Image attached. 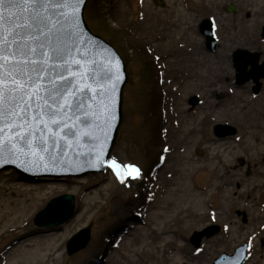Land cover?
I'll return each instance as SVG.
<instances>
[{
	"label": "rangeland",
	"instance_id": "374dc122",
	"mask_svg": "<svg viewBox=\"0 0 264 264\" xmlns=\"http://www.w3.org/2000/svg\"><path fill=\"white\" fill-rule=\"evenodd\" d=\"M157 2L125 0L122 14L119 0H88L84 13L90 30L114 46L126 62L128 81L123 94L122 125L111 155L118 156L125 163L141 166L145 179L130 183L126 208L118 209L115 207L118 196L113 189L109 190L112 172L108 168L102 173L80 178L41 177L36 181L25 179L13 169L0 171V185L8 181L14 185H42L53 190L57 187L45 205L63 194L76 198L75 215L62 226L40 229L34 224L35 214L23 231L9 233L6 232L9 225L0 217V264H7L6 258L12 249L26 239L45 236L46 232L64 233L75 225L86 209V218L56 242L55 247L60 246L59 253L55 255L58 260L51 264H115L112 261L130 264L127 262L130 255H135L134 259L143 263V255L133 251L152 240L144 239L147 242L143 243L145 231H137L133 227L149 229L150 237L163 229L161 219L149 220L147 224V214L141 211L144 203L151 204V200L158 195V202L150 211H159L158 205L167 198L169 189L180 183L179 178H184L179 173L183 165H191L193 161L206 163L210 157L214 143L207 144L200 131L203 113L209 112L208 103L218 105L210 119L213 138L216 124L227 123L236 127L237 135L226 138L234 146L233 140L238 136L244 135L250 140L260 131L257 127L259 119L264 130V80L258 94L254 93L255 84L252 81L241 87L236 86V70L231 59L238 48L260 52L264 59V41L261 38L264 0H162L164 6H159ZM229 4L236 7V14L225 12L224 7ZM181 6L187 17L182 25L173 24L178 22L177 9ZM205 18H212L217 25L220 41L216 53L207 49L198 29ZM193 40L194 43L191 42ZM156 56L160 58L157 62L154 60ZM163 64L169 70L166 69L165 85L160 84ZM253 96L257 97L258 102L253 107L241 110L243 99H252ZM194 98L201 103L193 106L191 102ZM182 106L185 113L178 109ZM165 149L173 153L167 159V165L160 169L157 165H160L159 160ZM239 149L237 147L236 152L242 154L239 158L235 157L226 176L234 188L231 198L237 200L240 193L244 195L238 207L228 210L229 214L224 218L217 216L216 222L211 218L212 214L208 213L203 218V211L194 208L195 214L200 216L197 224L192 223L198 221L192 214L185 215L186 219L179 224L172 222L166 232V236L171 237L166 254L173 255L179 247L182 251L176 250L174 258L167 264H212L214 258L222 253H233L248 237L257 234L258 238L253 241L254 249L250 252L252 258L247 264H264V230L260 228L264 225V208L261 207L264 204V153L250 152L245 145ZM157 186L159 191L154 189ZM249 188L254 190L250 194L245 192ZM194 189L199 191L198 188ZM9 192L5 189L4 197ZM148 199L151 202L147 203ZM204 199L207 197L204 196ZM254 206L260 209L253 211ZM244 210L249 214L246 224L239 221L236 214ZM214 225L220 226L221 231L205 239L200 249L202 252L196 255L197 249L190 244L191 234ZM86 227L91 228L89 245L69 255L67 241ZM125 237H128L126 244L120 249ZM165 243L158 242L159 245ZM12 264L24 263L15 261Z\"/></svg>",
	"mask_w": 264,
	"mask_h": 264
},
{
	"label": "snow or ice",
	"instance_id": "6c2138e0",
	"mask_svg": "<svg viewBox=\"0 0 264 264\" xmlns=\"http://www.w3.org/2000/svg\"><path fill=\"white\" fill-rule=\"evenodd\" d=\"M84 2L0 0V165L86 164L126 185L142 179V168L105 149L118 120L121 61L81 29ZM81 144L90 146L86 155Z\"/></svg>",
	"mask_w": 264,
	"mask_h": 264
},
{
	"label": "bare ground",
	"instance_id": "6f19581e",
	"mask_svg": "<svg viewBox=\"0 0 264 264\" xmlns=\"http://www.w3.org/2000/svg\"><path fill=\"white\" fill-rule=\"evenodd\" d=\"M119 2L122 7L121 12L123 14L125 0H119ZM177 14V21L179 23L174 22L173 24L177 23L179 25H182L184 18L187 17L182 6L178 7ZM191 42L194 43V40ZM167 68L168 66L166 64L164 66L163 64L161 68L163 74H166L169 71ZM166 69L168 71H166ZM244 94H246V92H244ZM256 100L257 98L253 100L246 97L245 100L243 99V102L241 104V110L253 107L254 103L258 102ZM208 106L209 112L203 113L204 118L200 123L203 124V127L200 131L202 132V134H204L203 139L207 144L214 143L213 148H211L210 157L206 160V163L203 162L200 164L199 161H193L192 163L189 160L190 158L188 159L191 165L187 163L186 165H183L181 170H179V173L181 175L183 174L184 178H179L178 180L180 183L169 189L167 198L164 200V202L159 203L158 205L159 211H150L155 203L158 202V199L156 200L158 195H156V198L152 201L151 204L147 205L146 203H144V208H141V211L147 214H145L147 224L149 220L161 219L163 229L155 232V234H151L150 237L149 229H146L144 227H133L137 231H145L146 236H144L142 240L143 243H146L147 241H145L144 239L148 238H150L152 242L142 245L133 251L135 254L143 255V263H140L138 260L134 259L135 255H130L128 257V263L148 264L147 262L149 261H155L152 264H167L170 259L174 258L177 251H182L179 247L176 249L177 251L175 250V252H173V255L169 256L168 254H166L167 246L170 245V243H168V240H170L169 238H171L170 236H166V232L168 231L172 222L175 221V223L179 224L181 221L186 219L185 215L190 216L192 214L198 219V221H192V223L197 224L200 220V216L196 215L195 211L192 208L200 212L203 211L201 215L203 216V218L207 217L208 213L210 214L211 211H208V208L212 211L214 209H216V211L221 210L220 213L216 212V218L217 216L219 217L221 215L224 218L229 214L227 211L236 209L238 207L239 201L242 200L241 198L244 195L241 193L237 200H233L231 198L232 195L230 194H232L234 188L231 182L228 183V179H226V176L230 173L229 170L232 168L231 166H233L232 162L236 160L235 157L239 158L242 154L240 152H236L237 147L239 149L245 145L247 147V150L250 152L264 153V130L261 126V119H259V122L257 121V127L260 131L254 134L250 140H248L244 135L238 137L237 140L234 141V146L233 143L230 142V139L218 140L211 137L212 122L210 121V119L212 118V113L214 111L213 109L217 108L218 105H216L215 103H208ZM178 109L181 110L182 113H185V109L183 106L181 108L178 107ZM242 130H244V128ZM172 153L173 152L169 154L168 159L170 158V155ZM248 157L250 159L252 158L251 155H249ZM166 165L167 163H165L162 168H164V166ZM110 184L111 185L109 190L113 189L115 191L114 193L118 196L115 207H117L118 209H125L131 191L130 187H128V183L126 185L121 184L117 179H115L114 175L112 174V176L110 177ZM158 188L159 187L157 186V188L154 189H157L159 191L160 189ZM194 188H198L199 191L196 192V189ZM5 189L10 190L7 197H4L3 195V191ZM56 189L58 188L56 187ZM55 190H53V188L51 187L42 185L32 186L22 183L14 185L12 184V182L10 183L8 181L4 182L3 185H0V217L2 219H5L7 225H9L6 232L12 233L23 231L30 223L31 218L45 205L48 197ZM253 191L254 190H250L249 188L245 192L250 194L249 192ZM223 193L225 194L224 197L221 196L223 195ZM251 195L253 196V194ZM204 196H206L207 199H204ZM184 205L185 207H182ZM258 209L260 208H257L256 206L253 207V211H258ZM87 214L88 210L86 209L83 214L78 217L75 225L68 228L62 234L46 232L47 235L45 236L26 239L16 248L12 249V251L9 253L8 258H6V260L8 259L7 264H12L15 261H22V263L24 264H51L52 262L55 263L58 260L55 255L60 251V246L55 247L56 242L66 237V235L71 232V230L76 226L77 223L82 222L86 218ZM170 217H174V219H171V221L169 220ZM125 235H127V233ZM127 239L128 237L122 238L120 249L125 246ZM160 241H162V243H166L159 245L158 242ZM112 262L118 264V261ZM88 264L92 263L89 262Z\"/></svg>",
	"mask_w": 264,
	"mask_h": 264
},
{
	"label": "water",
	"instance_id": "95a60500",
	"mask_svg": "<svg viewBox=\"0 0 264 264\" xmlns=\"http://www.w3.org/2000/svg\"><path fill=\"white\" fill-rule=\"evenodd\" d=\"M86 2H87V0H85V2L82 5H80V9H79V18H80V22H81V25H80L81 29L86 33V35L88 36L89 39L95 40L96 42L102 44L104 47L108 48L111 52L115 53L118 56V54L116 53L114 48L109 43L105 42L100 37L93 35L89 31V29L85 23V20H84V9L86 6ZM226 11L227 12H235V7L229 6L228 8H226ZM201 26H202V33L206 36L207 44L210 46V49L212 51H215L217 46L215 44L212 26L210 25L208 20L203 21ZM237 54L242 56V59L244 61L242 63L243 65L241 66L240 70H244L246 68V66H248L249 63H253L256 66V59L253 58V55L251 53L241 51V52H238ZM119 59H120V57H119ZM120 61H121L124 79L118 85V89L120 90L119 91V104H118V120L116 122H114L113 128L109 131V133H108L109 140H108V143L105 145L106 153L108 156L110 155V153L114 147L116 137H117V133H118L119 127H120L121 122H122V96H123L124 86L127 82V74H126V70H125V66H124L123 61L121 59H120ZM260 69L261 68H258V71ZM255 70L251 73L252 75H255ZM242 74H244V73L242 72L239 75L240 78L242 77ZM244 81L240 80L241 83ZM228 130H230L231 132H229ZM216 131H217V135L219 137H226L227 135L234 133V129H232L226 125H218L216 127ZM89 150H90L89 145L81 144L78 148V153L86 155L89 152ZM69 155L70 156L72 155L71 151H69ZM84 158H85L84 155H81V161ZM10 168H16L26 178L40 177V176H45V175H55V174H59L60 172L61 173L67 172V174H70L72 176L73 175L74 176H83V175H87L89 173H94V172H97V171L104 169V168H99V169L91 168V167H88L86 164H83L82 166L77 167L74 164L71 168H68V170H64L63 168H56L53 171H42V170L25 171L23 168L17 167L15 164L0 165V171L7 170ZM74 213H75V198L72 195L66 194V195H63V196H60V197H57V198H54L53 200H51L49 202V204L47 205V207L37 215V217L35 219V224L39 227L62 225L64 223L68 222L73 217ZM0 228H1V224H0ZM90 231H91V228L88 227V228L82 230L81 232H79L77 235H75L68 242L67 248H68V252L70 255L80 251L81 249L85 248L89 244V241L91 239ZM204 235H207L208 237H210V236L214 235V233L209 232V230L205 231L203 233H195V235L193 237V241L196 244V246L200 245V241Z\"/></svg>",
	"mask_w": 264,
	"mask_h": 264
},
{
	"label": "flooded vegetation",
	"instance_id": "af4514ba",
	"mask_svg": "<svg viewBox=\"0 0 264 264\" xmlns=\"http://www.w3.org/2000/svg\"><path fill=\"white\" fill-rule=\"evenodd\" d=\"M242 221H244V217H242ZM245 221L247 222V221H248V219L246 218V219H245Z\"/></svg>",
	"mask_w": 264,
	"mask_h": 264
}]
</instances>
